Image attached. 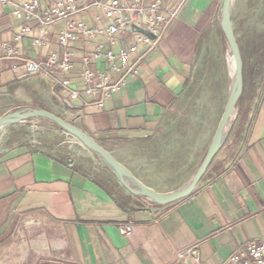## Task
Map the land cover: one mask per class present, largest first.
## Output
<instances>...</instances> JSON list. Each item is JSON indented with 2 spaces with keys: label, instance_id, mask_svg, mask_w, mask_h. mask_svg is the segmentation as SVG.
Here are the masks:
<instances>
[{
  "label": "crops",
  "instance_id": "crops-1",
  "mask_svg": "<svg viewBox=\"0 0 264 264\" xmlns=\"http://www.w3.org/2000/svg\"><path fill=\"white\" fill-rule=\"evenodd\" d=\"M1 13L0 55L5 41L33 59L63 50L56 44L63 21L48 25L45 43L34 46L35 21L14 41L23 20L8 8ZM95 13L82 17L93 26ZM220 19L221 0H186L151 49L139 44L138 75L102 108L71 99L57 69L24 74L0 59V116L50 110L120 162L116 152L149 163L167 152L177 172L190 175L187 184L233 89V53ZM228 22L243 87L215 156L186 196L159 204L107 165H85L58 145L30 139L19 125L0 126V264H168L175 249L194 242L201 264H221L241 243L264 241V0H231ZM74 46L90 47L86 39ZM71 78L79 86L76 71ZM122 164L143 181L136 167ZM128 222L130 233H121L119 224Z\"/></svg>",
  "mask_w": 264,
  "mask_h": 264
},
{
  "label": "built area",
  "instance_id": "built-area-1",
  "mask_svg": "<svg viewBox=\"0 0 264 264\" xmlns=\"http://www.w3.org/2000/svg\"><path fill=\"white\" fill-rule=\"evenodd\" d=\"M42 1L0 0V18L1 11L8 8L14 17L23 20L14 41L31 31L29 20L35 21L34 46L45 43L48 25L63 21L56 35V44L63 50L51 49L44 59H33L19 53L14 42L5 41L1 43L0 59L11 60L24 74L57 69L62 74L58 85L68 91L71 99L79 100L83 106L102 108L129 77L138 75L142 58L139 44L151 49L186 0H49L41 6ZM92 10L96 11L93 26L82 17V13ZM101 18L105 22L97 24ZM135 26L150 35L135 30ZM80 39H86L90 47L76 49L74 45ZM73 71L77 72L79 86L72 81ZM131 229L129 222L119 224L123 234ZM168 264H201L198 243L175 249ZM221 264H264V241L241 243Z\"/></svg>",
  "mask_w": 264,
  "mask_h": 264
},
{
  "label": "water",
  "instance_id": "water-1",
  "mask_svg": "<svg viewBox=\"0 0 264 264\" xmlns=\"http://www.w3.org/2000/svg\"><path fill=\"white\" fill-rule=\"evenodd\" d=\"M230 1L231 0H221L220 27L228 43L230 44L232 53H233V59H234L233 89L227 101V104L221 114V117L217 123L212 139L208 145L203 162L201 163L196 173L192 175V177L190 178V180L184 187L172 193H169V194H161V193L154 191L149 186L144 184L136 175H134L125 165H123L118 159H116L101 144H99L97 141H95L94 139L86 135L84 132L78 129L73 123L67 121L62 116L50 110H47V109L32 108V109L23 110V111H18V110L10 111L0 116V126H2L9 119H23V118H28L32 116H40V117L49 118L53 120L54 122H56L57 124H59L67 132H69L70 134L78 138L87 147L91 148L92 150L100 154L102 157H104L109 163H111V165L117 171L129 177L139 187L140 191L143 194L147 195L153 201L159 204H166L178 198L188 195L193 190V188L195 187V185L197 184V182L199 181V179L201 178V176L207 169L208 165L212 161L213 157L215 156L221 134L223 133L224 128L232 114L235 103L243 87V63H242L240 48L238 46L234 33L232 29L230 28L229 22H228V8H229ZM134 28L135 30L142 31L150 35L149 31L147 30L141 29L137 26H135Z\"/></svg>",
  "mask_w": 264,
  "mask_h": 264
},
{
  "label": "rangeland",
  "instance_id": "rangeland-1",
  "mask_svg": "<svg viewBox=\"0 0 264 264\" xmlns=\"http://www.w3.org/2000/svg\"><path fill=\"white\" fill-rule=\"evenodd\" d=\"M6 122L22 127L23 131L27 132L30 136V139L58 145L59 148L67 151L72 159H80L82 157L81 159H84L83 163L85 165H107L117 173L122 183L142 193L139 187L129 177L117 171L100 154L91 152V148H88L78 138L67 132L53 120L46 117L32 116L23 119H9ZM116 153L122 163L124 162L131 167H136L144 184L161 194H169L178 190L179 187L186 184L190 176L189 174L178 173L177 165L172 166L173 158L169 157L166 154L167 152L164 151H162L158 158L151 161V163L148 161L144 162L140 158L130 159L124 151Z\"/></svg>",
  "mask_w": 264,
  "mask_h": 264
}]
</instances>
